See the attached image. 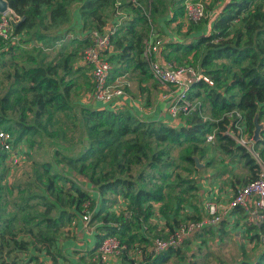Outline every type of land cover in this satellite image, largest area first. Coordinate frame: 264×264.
I'll list each match as a JSON object with an SVG mask.
<instances>
[{"label":"trees","instance_id":"1","mask_svg":"<svg viewBox=\"0 0 264 264\" xmlns=\"http://www.w3.org/2000/svg\"><path fill=\"white\" fill-rule=\"evenodd\" d=\"M184 1L139 0L135 5L130 0H121L117 6V0H7L21 19L15 27L14 33L18 36L15 41L0 39V128L12 135L15 146L25 140L30 148L41 149L40 139L43 138L74 143L79 134L85 148L74 156L56 148L53 153L58 161H51L45 148L37 150L35 153L42 156L44 174L35 173V191L23 192L20 185L13 190L9 187L12 192H20L11 202L15 212L8 210L5 197L10 190L1 174L0 264H47V256L52 260L50 264H58L59 257L66 259L59 241L60 237L67 236L62 232L63 224L72 223L76 231L87 203L90 211L87 226H94L96 233L95 246L90 251L96 252L95 262L100 261L96 257L99 244L104 238L114 236L123 246L116 257L125 264H207L199 262L202 254L199 244L204 242V237H213L218 226H205L185 237L179 246L154 252L151 248L155 238H166L180 224L201 217L192 215L182 222L177 219L181 209L175 207L171 214L173 224L163 235L155 234L151 203L161 202L165 210L168 190L190 182L177 176L178 182L171 187L169 171L174 167L173 146L188 143L182 158L191 167L188 170H197L194 155L199 163L205 158L207 151L199 145L209 143L206 142L208 133L214 132L213 143L219 144L220 150H233L234 154L244 157L250 170L256 168L245 149L220 131L227 123V119L221 117L234 108L243 112L249 136L253 135L256 114L264 124V0H221L220 11L208 34L196 36L189 42L163 43L161 58L174 65H185L189 53L201 50L197 67L213 80V85L194 83L190 98L198 99L204 93L210 104L207 119L200 115L202 103L200 110L183 115V124L178 126L163 120L140 119L123 101L116 107L95 105L91 66L84 62L73 69L76 53H64L71 44L88 45L90 32L103 31L113 24L119 11L123 17L111 36L112 48L103 55L111 65L109 80L122 77L126 94H129L126 74L132 69L147 75L157 86L159 83L153 78L144 56L145 40L154 31L150 18L165 15L169 6H173L175 21L182 8L185 15ZM211 1L205 10L217 2ZM75 5L82 31L86 33L80 38H74L75 29L71 28ZM203 20L206 22V17L199 22H189L197 24ZM31 42L32 46L40 43L46 49H56L59 60L49 59L39 47L33 48L36 54L41 52L39 58L29 53L24 46ZM86 66L90 76L85 74ZM136 85L146 98L144 102L151 104L154 99L150 96L155 89L143 85L139 78ZM91 99L93 105L89 104ZM58 120L60 124L56 126ZM260 136L256 146L264 157V130ZM22 159H26L24 154L21 158L24 162ZM7 163L6 154L0 153V171ZM90 187L100 197L95 208L87 190ZM169 197L177 204L183 201L180 192ZM118 200L122 204H118ZM234 211L243 213L241 208ZM249 227L255 229L251 239L263 243L262 250L254 260L245 259L237 264H264V222ZM196 240L197 251L189 248ZM133 249L139 255L138 260L129 254Z\"/></svg>","mask_w":264,"mask_h":264},{"label":"rangeland","instance_id":"2","mask_svg":"<svg viewBox=\"0 0 264 264\" xmlns=\"http://www.w3.org/2000/svg\"><path fill=\"white\" fill-rule=\"evenodd\" d=\"M185 2V1H184ZM205 5V8L210 6L212 4L211 0H203L202 1ZM222 5L221 0H217V2L207 10H205V17L207 21L204 20L200 23L193 24L189 22V20L185 17L183 13V8L181 13L177 12V17L175 21H173V6H169L168 11L165 13V15L159 16V17H151L152 19L151 25L154 29V32L158 35L160 39H163L166 41L168 38L169 33L177 32L179 35L177 38L180 39L182 42H189L193 38H196V36H200L199 34L205 30L208 29V25L210 23V20L215 16L219 11L220 7ZM146 10H149L146 9ZM71 28L75 29V24H71ZM193 28L192 31L190 29ZM177 30V31H176ZM74 38L81 37V34L77 29L73 31L72 33ZM33 42L26 44L24 48L28 50L29 53H33L37 56V58L40 57L41 52H38L36 54V51H33V48L37 49L38 47L41 48L42 54L47 55L49 59L54 58L55 61L59 60V57L57 55V51L54 48L46 49L44 44L36 43V47L32 46ZM60 47V44H58ZM58 49V48H57ZM83 50L84 47L82 44H71L64 53H68L69 51H74L76 53L75 59L72 60L73 63V69L78 67V65H83ZM201 50L199 51H193L189 53L187 62L185 65L190 66H198V58L200 56ZM85 74L87 76H90L89 69L86 66ZM138 78L142 82V84H146L147 87L154 88V92L152 94L151 99H155L159 96V94L162 93L163 88L157 89L156 84L152 79H148L147 75H140V73L132 69L129 70L126 74V80L129 83L128 89L131 90V92L128 90V93L130 96L138 100L139 102H144L143 94L139 92V88L136 85ZM81 81H83V78H80ZM204 92V91H203ZM198 101L200 104L202 103V110L200 112V115L207 119L210 117L209 114V107L210 104L207 102L206 98H204V93H202V96L198 98ZM188 115V114H187ZM181 118H183V115L177 119L176 124L181 123ZM61 120L63 118H60ZM60 124V120L57 121L58 126ZM78 139L76 142L71 143L70 141H61L57 142L54 140H49L47 138L40 139V145L43 144L41 149L30 148L27 141L23 140L18 145L20 148V153L24 154L26 156V159L24 162H20L16 166L11 165L9 162L5 165L4 169H1L0 176L2 174L3 177V183L7 184L6 188L14 189V186L20 185L23 187V192L26 190V192L35 191L37 188V183L34 181L35 179V173L40 174L41 176L44 174L41 164H42V156L38 153H35L37 150H45L47 155H50L51 161H58L57 157L54 155L53 151L56 148H59L67 155H76L79 154L82 150L85 148L84 142L82 143V139H80V135L76 134V138ZM188 143H184L181 146L174 145L172 152H171V158L174 160V167L172 170L169 171L170 177L169 181L171 184V187H175V184L177 181V176L180 178H187L190 182L188 185L182 184L176 189L178 191L168 190V194L166 196L167 200V208L163 210L164 205L162 206L161 202H153L152 205V211L153 215L151 218V223L156 226V233H159L160 235H163L165 230L173 224V218L171 217V214L173 215V211L175 210V207H180V212L178 213L177 219L181 220L182 222L188 218H192L191 216H198L202 217L204 214V202L206 200V196L209 195V192L206 191L210 186V181L212 178H218L221 177V175L226 173H231V177L233 180L238 182L237 185H240L241 182H245V179H252L255 175V172L257 173V169L254 167L252 169V172H247V169H245V162L246 160L244 157H241L237 154H234L233 150L228 151H222L220 150L219 144L214 143H202L199 146H204L207 153L205 155V158L203 161L200 162V166L197 167V170H188V168H191L185 160L182 158L183 154L187 150ZM38 147V146H35ZM41 153L44 155V152L41 151ZM46 157V155H44ZM194 157H197V155H194ZM198 158V157H197ZM235 162V164H234ZM234 164V169H230L229 164ZM237 163V164H236ZM249 169V167H248ZM212 173V174H210ZM6 176V177H5ZM1 177V178H2ZM251 177V178H250ZM240 183V184H239ZM227 183H224V185ZM193 186L188 188V186ZM223 189H226V187H223ZM10 190V189H9ZM236 189L231 188V192H233L232 195H234ZM177 192H180L181 196L183 197V201L179 204L176 203L174 199H170V196L175 195ZM20 192H12L11 190L8 192V196L5 197L7 202L9 203L8 210L10 212H15V208L12 206L11 202L14 198L18 196ZM225 193V192H223ZM218 194V193H217ZM229 200V199H228ZM215 202H220L218 199L214 198ZM118 204L121 203V200L117 201ZM116 209L117 205H114ZM162 208V209H161ZM169 209V210H168ZM168 210L167 214L165 215V212ZM34 212V210L32 211ZM201 212V213H200ZM90 213V211H89ZM239 216L236 219L224 220L222 225H218V228L214 232L213 237H204V242L202 244H199L200 249L202 251V254H200V261L199 262H206L207 264H220L221 262L225 264H237L241 260H254L258 255V250L263 246V243L259 240L251 239V236L254 235L255 229H250L249 225L244 221V217H241L238 213L233 214ZM172 218V219H171ZM176 219V220H177ZM223 220V219H222ZM221 220V221H222ZM181 222V223H182ZM185 222V221H184ZM64 227L62 228V232H65L67 236H62L59 238V241L61 243L68 242L71 240H75L76 237L75 229L76 227L73 226L72 223L64 222ZM215 225V226H216ZM21 235V234H20ZM19 236V235H18ZM161 237V236H158ZM58 241V242H59ZM197 242V240H196ZM197 243H193L189 246V248H193L195 251L198 249L196 246ZM32 248V247H31ZM262 250V248H261ZM129 252L131 258H134L136 260L139 259V255L136 251Z\"/></svg>","mask_w":264,"mask_h":264},{"label":"built area","instance_id":"3","mask_svg":"<svg viewBox=\"0 0 264 264\" xmlns=\"http://www.w3.org/2000/svg\"><path fill=\"white\" fill-rule=\"evenodd\" d=\"M135 5L139 0H130ZM121 0H117L118 6ZM185 15L189 21L199 22L205 17V7L202 2L186 0L184 2ZM123 13L117 11L113 24L107 26L103 31L92 30L90 32L91 42L84 47L83 62L92 68V77L95 83L93 99L110 107H116L121 99L127 96L124 89L125 80L122 77L109 80L111 65L103 56L104 52L111 50V36L119 24ZM18 16L10 7L0 13V39L6 42L15 41V27L20 21ZM163 46L160 39L152 30L145 40L144 56L149 61V67L153 78L159 83L163 91L160 99L164 102V112L170 120H177L181 115L190 114L200 110L201 104L196 99L190 98L191 87L194 83L203 82L213 85V80L200 68L190 65H174L160 57ZM221 118H226L227 123L220 131L236 145L241 146L256 164V177L250 179L246 184L236 189L234 195L225 203L219 204L211 199L204 202L205 213L197 220H191L180 224L175 231L166 238H155L153 240L154 252H161L169 247L179 246L185 237L193 231L208 225L218 224L224 217L235 208H241L244 221L248 225H260L264 222V157L261 155L260 147L256 146L252 136L246 131L243 112L234 108L226 111ZM214 132L206 135V142L213 143ZM0 153L6 154V159L11 165L21 161L22 154L19 146L13 143L12 135L0 128ZM88 204L84 205L82 221L87 226L90 213ZM123 246L114 236H108L102 240L97 247V256L101 262L108 261L111 257L121 253Z\"/></svg>","mask_w":264,"mask_h":264},{"label":"crops","instance_id":"4","mask_svg":"<svg viewBox=\"0 0 264 264\" xmlns=\"http://www.w3.org/2000/svg\"><path fill=\"white\" fill-rule=\"evenodd\" d=\"M72 16L73 17H72V23L71 24L72 25L75 24V29H77L79 31L81 36L86 35V33L82 31L80 14H79L78 6H76V5L73 6V8H72ZM215 16H213V18L210 20V23L208 25V29H205L203 31V33L201 32L199 35L208 34L210 32L211 24H212V21L214 20ZM178 36L179 35L177 34V32L169 33L166 41H171V40L172 41H179L180 39L177 38ZM162 42L164 43L165 41L162 39ZM159 54H160V52H159ZM160 57H161V55H160ZM143 85H146V84H143ZM157 89H161V86L159 84L157 85ZM160 95L161 94H159V96L157 98H155L151 104H146L145 102L141 103L138 100L133 99L130 96V94H127V96L122 98L121 101H123V104H125V106H128L140 119L163 120L165 122H170V123L172 122L171 124H175V122H177V120H174V121L170 120L168 118V116L165 114L164 102L160 99ZM196 100H198V99H196ZM84 101H86V100L84 99ZM87 103H88V101H87ZM94 103H95V105H101V104L96 103V102H94ZM89 104L93 105L92 99L90 100ZM182 124H183L182 122L181 123L179 122V124H176V125L178 126V125H182ZM234 164H235V162H234ZM234 164L233 163L229 164L230 169H232L234 167ZM245 169H247L248 173H250V171L252 172V170L248 169V165H246V164H245ZM210 174H212V173H210ZM255 175H256V172H255ZM249 180L250 179L247 178V179H245V182H241V184L239 183L240 185H237L238 182H240V181L236 182L235 180H233L231 177V173L223 174V175H221V177H218L215 179L212 178L210 183H209L210 186L206 190L209 192V195L206 196V199L214 200V198L215 199L217 198L218 201H220V202H218L219 204H225L228 201V199H230L233 196L232 195L233 192H231V188H232V190H233V188L237 189L240 186L246 184ZM224 183H227V184L224 185ZM223 187H226V189H223ZM87 190L89 191V193H91V199L93 201V207L92 208L97 207L99 204V199H100L97 191H95L91 187L88 188ZM223 192H225V193H223ZM202 213L204 214L205 210ZM236 213H238V212L233 210L231 213L227 214L223 220H226V221L229 220L230 221L231 219L238 218L239 216L233 215ZM239 215L241 217H244L243 213L239 214ZM246 223L247 222H246V217H245V224ZM75 234H76V237L74 238L75 240H71L68 242L65 241L62 243L61 248L63 249V253L66 255V259H62L60 257L57 258L58 264H125V262L120 257H116V256L111 257L106 262H101V261L95 262L93 260L94 254L96 252L90 253V251L93 250L94 246H95L96 233H95V227L94 226H92V227L86 226L85 227L84 222L80 219L79 226H78L77 230L75 231ZM261 248L258 250V254L261 251ZM46 259H47L46 260L47 264H50L52 262V260H50L49 256H47Z\"/></svg>","mask_w":264,"mask_h":264},{"label":"water","instance_id":"5","mask_svg":"<svg viewBox=\"0 0 264 264\" xmlns=\"http://www.w3.org/2000/svg\"><path fill=\"white\" fill-rule=\"evenodd\" d=\"M9 7L7 0H0V13L4 12L7 10ZM253 124H254V129H253V135L252 139L255 142H258L261 139V131L264 130V124L262 122H259L258 120V114H256L253 118ZM196 167H199L201 164L199 163V160L197 157H194Z\"/></svg>","mask_w":264,"mask_h":264}]
</instances>
